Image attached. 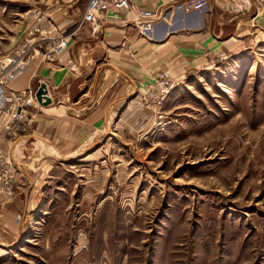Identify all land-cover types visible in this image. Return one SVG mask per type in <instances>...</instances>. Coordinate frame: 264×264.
<instances>
[{"label":"rangeland","instance_id":"obj_1","mask_svg":"<svg viewBox=\"0 0 264 264\" xmlns=\"http://www.w3.org/2000/svg\"><path fill=\"white\" fill-rule=\"evenodd\" d=\"M88 1L0 0V65L34 37L36 13L60 27L77 20L69 33ZM254 16L232 50L170 70L183 78L163 106H142L147 119L118 115L90 149L46 154L20 232L0 229V264H264V23Z\"/></svg>","mask_w":264,"mask_h":264},{"label":"crops","instance_id":"obj_2","mask_svg":"<svg viewBox=\"0 0 264 264\" xmlns=\"http://www.w3.org/2000/svg\"><path fill=\"white\" fill-rule=\"evenodd\" d=\"M133 1L136 9L153 10L162 19L149 37L138 34L133 13L114 12L104 19L97 36L85 27L57 62L37 57L9 85L20 91L46 84L53 104L32 110L29 132L15 142L0 133V152L10 153L20 171L16 195L4 205L0 197V229L5 234L20 232V220L35 200L28 186L32 171L46 154L90 149L118 115L138 119L152 115L142 108L137 95L156 74L165 69L191 70L205 65L208 56L232 50V42L252 21V11L264 23V0H210L206 10L191 14L175 11V3L183 0ZM76 21L66 16L62 30L70 31Z\"/></svg>","mask_w":264,"mask_h":264},{"label":"built area","instance_id":"obj_3","mask_svg":"<svg viewBox=\"0 0 264 264\" xmlns=\"http://www.w3.org/2000/svg\"><path fill=\"white\" fill-rule=\"evenodd\" d=\"M133 0H89L85 12L77 26L69 33L56 25L42 13L33 17V38L18 44L8 63L0 65V133L8 142H15L30 130L31 109L42 108L38 102L36 89L14 91L9 85L27 69L31 60L41 57L43 62L54 63L70 48L77 32L90 27L92 34L102 29V22L114 11L133 13L134 24L140 35L149 37L154 32L160 18L149 9H136ZM210 6V0H183L175 3V11L191 14L202 12ZM135 12V13H134ZM126 15V16H128ZM183 75H175L170 70L159 72L149 86L139 94V104L145 108L161 107L179 85ZM20 171L10 153L0 152V197L12 199L17 193Z\"/></svg>","mask_w":264,"mask_h":264},{"label":"water","instance_id":"obj_4","mask_svg":"<svg viewBox=\"0 0 264 264\" xmlns=\"http://www.w3.org/2000/svg\"><path fill=\"white\" fill-rule=\"evenodd\" d=\"M48 88H47V85L46 84H42L38 90H37V93H36V96H37V99H38V102L44 106V107H48L50 105L53 104V101L52 99L48 96Z\"/></svg>","mask_w":264,"mask_h":264},{"label":"bare ground","instance_id":"obj_5","mask_svg":"<svg viewBox=\"0 0 264 264\" xmlns=\"http://www.w3.org/2000/svg\"><path fill=\"white\" fill-rule=\"evenodd\" d=\"M48 88V87H47ZM49 92V91H48ZM48 96H49V93H48ZM37 192V191H36Z\"/></svg>","mask_w":264,"mask_h":264}]
</instances>
